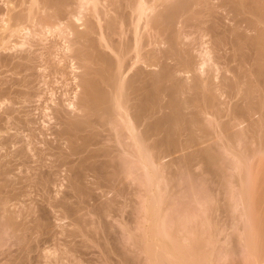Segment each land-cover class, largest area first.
<instances>
[{
  "label": "bare ground",
  "instance_id": "1",
  "mask_svg": "<svg viewBox=\"0 0 264 264\" xmlns=\"http://www.w3.org/2000/svg\"><path fill=\"white\" fill-rule=\"evenodd\" d=\"M1 77L9 83L4 79L6 84L0 81L4 83H0V106L2 103L10 104L5 114L0 111L1 122L7 124L11 119V122H14L13 116H18L16 113L21 109L17 104L26 107L33 103V107H38L42 101L38 109L34 107L33 110L31 106L36 116L41 112V119L33 116L30 110L25 112L27 108L30 109L29 106L25 108L26 110L23 109L25 114L21 112L25 115L23 119L19 117L22 120H16L25 122L27 127L25 131L37 133L36 137L41 134L43 140L33 138L34 134L33 136L27 132L25 134V131L22 134L24 128L21 127V132L19 130L18 134L16 131L15 134L7 130L10 135L6 132L5 139L9 135L7 139L16 145L14 151L12 144L8 140L4 141L9 144V149L12 148L11 152H7V156L10 154L6 156L7 160L13 156L16 162L15 164L12 160L16 168L12 163L9 167L7 162L10 163V159L2 164L0 162V212L1 215L3 214L2 218L6 219L1 223L4 224L3 228L6 223L11 229L9 231L6 226L9 233H6V228L2 233L7 235L13 232L12 236L7 235V237L10 236L14 240L16 236L14 243L16 249L18 248L15 254L11 253L16 257L12 259L8 257L10 264L90 263V258L84 259L86 256L77 254L81 236L78 239L76 235L82 233L79 232L80 226L77 223V213L80 212L75 206L76 201L72 200L77 197V205L78 201L85 205L78 196L86 193L89 196L92 193L90 183L105 186L101 188L107 187L111 189V193L112 191L115 193L116 198L117 193L122 198V193H125L122 192L124 191L122 186L126 183H123L126 178L122 177V174L125 175V172L126 176L134 175V179L137 178L139 181L141 173L144 172L145 176H149L147 181L148 185L151 183L149 187H157L155 180L160 181L161 175L167 169L169 171L173 164L179 165L185 162L186 166H190L196 162L200 167L199 164L202 165V161H205L209 164L213 162L216 166L218 163L216 161L222 156L223 161L230 159V162L228 161L230 164H226L229 167L224 169L218 167L224 170L221 172L226 175L225 173L231 170L239 176V191H236L233 197L234 195L239 197L238 202L244 207L241 208L244 213L240 219L244 218L243 221L247 224L250 220L248 225L252 229L247 225L249 234H254L255 239L258 236L263 239L264 188L259 189L260 192L256 195L253 194L259 183L264 180V0H0ZM39 109L42 111L36 112ZM22 114L20 116H23ZM18 121L15 122V126ZM38 121L43 126L49 122L47 124L50 127L46 126L50 130L48 136H46L47 129L46 131L42 129L46 133L45 136L44 132L41 133L39 127L42 124ZM9 122L8 124H11ZM22 123H19L20 126ZM210 123L211 125H208ZM35 127L40 131L39 135ZM35 139H37L36 143ZM4 142L3 144L6 145ZM209 142L213 144V148L212 145H208ZM215 148L221 151L220 156L218 155L220 151L217 150V153ZM186 149L188 152L185 151ZM5 155L2 158H5ZM165 157H172L171 162L174 160V163H169L168 160L171 164L170 168L164 163L165 161H162L163 158L166 159ZM2 158L0 161L3 160ZM178 159L183 162L179 163ZM203 164L207 169L212 166ZM162 165L168 167L165 171L161 170V174L159 169L166 167ZM192 165L190 168L196 169L195 164ZM218 168L211 167V170L214 169L215 176L218 173L219 177L222 174ZM207 169H204L205 172L211 173L206 171ZM62 172H65L64 179L68 180L67 190L63 194L64 197L61 199L60 195L58 200L56 193L53 192L58 191L55 190L56 186L62 185L59 183L62 182L60 181ZM134 173L140 176L135 177ZM164 176L167 178L166 174ZM120 180L122 183H119ZM142 181L144 183V179ZM261 183L263 184L264 181ZM28 187L32 188L30 190L32 194L37 193V189L48 196L45 198L46 201L41 199L39 202V197L42 195L37 194L38 197L35 198V200L39 199L36 200L38 204L35 202L37 206L32 207L33 203L25 206L24 203L29 205L28 202L26 203V200L22 202L19 198H22L20 195L26 194L28 197L26 199L29 200ZM33 188L35 191H32ZM107 188L104 191H107ZM136 189V193L139 192L137 187ZM100 191L101 194L102 190ZM110 191L105 192L106 195L109 196ZM51 193L54 196H51ZM114 193L112 194L114 200L108 196L106 199L105 194L102 193L99 204L93 202L96 200V190L93 193L95 197L92 198L93 200L89 199L90 196L86 197L89 200L85 201L89 203L92 201L94 207L96 205L98 208L93 213L98 216L99 212L102 217L99 216L101 218L99 222H103V217L107 219L105 222L108 221L107 217H110L111 211L114 216L112 210L115 208L114 201H117L116 206L123 200L115 199ZM102 195L105 201L101 200ZM149 195L155 198L154 192ZM159 198L157 201H161ZM14 199H17V202L13 201ZM155 200L148 201L154 204ZM157 201L155 203L157 214L152 212L154 205L149 206L151 210H148L153 214L146 213L149 216L154 215L149 217L150 220L155 215L163 218L162 215L165 214L161 215V208L158 209L159 211L156 210L157 203L163 204ZM18 205H21L20 210L27 207L26 213L23 212L21 215L22 210L17 215ZM80 205L82 207V204ZM90 205L87 207H91ZM15 206H18L17 211L16 208L14 209ZM59 207H62L61 210ZM87 207H84V210L85 208L87 210ZM92 208L90 209L93 210ZM90 209L88 208L89 213ZM59 211H64L65 218L68 217V220L71 219L79 226L77 230L68 227L69 237L74 235L77 240L74 236L73 239H69L68 235L66 236L68 239L62 238L65 233V230L62 232L63 228L61 231L59 229L56 231L57 227L62 226L58 222L61 220ZM89 213L88 217L90 214L95 216L92 212ZM118 214L120 215L119 212ZM52 216L57 219L55 220L57 223H52ZM93 220L92 222L96 223L93 226H98V220L96 218ZM164 220L150 224L151 227L148 224L150 229H146L149 232L144 233L147 234L146 249L152 250L153 253L151 258L155 257L154 259L157 258L158 261L163 259L160 264H165L164 260L169 264H192L193 261H187L186 255L179 254L178 245L180 246L185 238L181 243L176 240V232H173L176 234L173 236L172 228H166L167 223L165 222L164 225ZM86 222L90 223L87 220ZM110 222L112 224L114 221ZM74 223L70 224L74 225ZM79 224L80 230L86 228V233L89 232L90 228L88 230L84 223ZM100 226H98L99 230ZM94 228L97 230L96 227ZM93 229L91 228L92 231ZM140 230L139 228L138 231ZM60 232L63 233L61 239H65L67 244L62 242L64 249L59 248L54 256L50 251L49 255L50 247L45 244L52 240L56 241L62 235ZM86 233L83 232L84 242ZM100 234L98 232L96 236ZM1 237L0 239H3ZM253 237L250 239H254ZM9 238L8 240L11 239ZM61 239L59 238L60 241ZM93 239H90L88 244L96 242L99 245L101 242L100 250L103 249L102 252L107 254L110 247L117 248L119 244L111 246L117 240H113L115 241L113 243L111 238V243L107 240L110 238H107L106 241L110 246L108 247L105 246L107 245L105 241L99 239L98 243L95 238ZM174 241L177 242V247ZM62 243L59 245L63 246ZM101 244L107 248V251ZM262 244L264 245V241ZM263 245L260 251L255 249L254 252L253 249L250 253V256L256 258L254 261L257 264L264 261ZM79 246H83L82 241ZM187 246H182L180 250ZM110 249L112 253L113 248ZM85 254L87 255V252ZM116 254L117 264L122 259L125 260L123 257H127L123 253L124 256H119L117 252ZM115 257L110 259L113 261ZM118 257L120 259H117ZM126 260L122 263L131 264ZM155 261L157 260H154L153 264ZM158 261L156 264L159 263Z\"/></svg>",
  "mask_w": 264,
  "mask_h": 264
},
{
  "label": "rangeland",
  "instance_id": "2",
  "mask_svg": "<svg viewBox=\"0 0 264 264\" xmlns=\"http://www.w3.org/2000/svg\"><path fill=\"white\" fill-rule=\"evenodd\" d=\"M1 80L0 81H3L4 83H5V78H3V77H1L0 78ZM5 81H4V80ZM2 82V83H3ZM1 83V82H0ZM1 83V84H2ZM3 83V84H4ZM6 83H9V81L7 80L6 81ZM5 83V84H6ZM1 99V98H0ZM43 99H45V98H43ZM42 101H40V103H41ZM43 102H45L44 100H43ZM35 103V102H34ZM38 103V102H37ZM39 103V105H40V107H41V104ZM46 103V102H45ZM6 104H8V103H6ZM12 104V103H11ZM33 103H31V105H27L26 107L25 106H23L22 107V105H20V104H17L18 106V108H19V106H21L19 109H20V112H17L16 114H18V116L16 115V116H13L14 118H13V120H14V122L12 123L11 122V120H10V122H11V124H8V122L9 121H7V124L3 121V122H1L0 123V145H1V147H0V158H2V156L3 155H5V158H2L1 160L2 161H0L1 162V164L2 163H4V161L6 160V161H8L9 159H10V163L9 162H7L8 164H9V167L11 166L10 164L12 163V165H13V162H12V160H13V156H11L8 160H7V157L10 155V154H8V156H7V152H11L12 150H10V149H12L11 147H13V151L15 150V146L16 145H13V143H11V141L9 140V139H7L8 137H9V135L13 132V133H15V131H16V133L18 134V133H20L21 132V130H20V128L22 127V128H24V130L22 129V134H23V131H25V130H27L26 128V124H24V123H22V122H19V121H21L22 119H23V117L25 116L24 114V110L23 109H25V108H27V107H29L30 106V109H28L27 108V110L25 111L26 113H27V111H29L30 110V112L32 111V113H33V116L36 114V113H34L33 112V110H35V109H38L39 108V105L38 104H36V105H38V107H36V106H34L35 107V109H34V107H33V105H32ZM1 105V104H0ZM10 104H8V105H5V104H3L2 103V106H0V111L2 112V114H5L4 112H6V109L8 108V106H9ZM33 108H32V107ZM3 107V108H2ZM33 110H32V109ZM41 109V108H40ZM36 110V112H40V111H42V110ZM1 112H0V114H1ZM24 113V114H22V113ZM19 113H21L23 116H20L19 115ZM41 113V112H40ZM39 113V115H40V117H39V115L38 116H36V117H38V118H42L41 117V114ZM31 114V113H30ZM32 116V115H31ZM32 116V117H33ZM18 117V118H17ZM19 117H22V119L20 118L19 119ZM38 118H36L37 120H38ZM16 119H19V121L18 120H16ZM34 119H35V117H34ZM39 119V120H40ZM16 120V121H15ZM36 120V121H37ZM43 120V119H42ZM19 122V123H22L21 125L22 126H20V124L19 123H17L19 126H17V124H16V126H15V122ZM41 121V120H40ZM9 122V123H10ZM39 122V121H38ZM37 122V123H38ZM43 122V121H42ZM3 123V124H2ZM39 123H41V122H39ZM44 123V122H43ZM47 123H49V122H47ZM47 123H45L46 124V126H49ZM42 124V123H41ZM44 124V125H45ZM9 125V126H8ZM23 125H25L24 127H23ZM208 125H211V123L210 124H208ZM4 126V127H3ZM14 126V127H13ZM35 126H36V123H35ZM40 126V124L39 125H37V128ZM46 126H43V124H42V126H40L41 127V129H40V127H39V130L40 131H42L41 133H43L44 131L43 130H45L46 131V129L48 130V132L46 131V133H47V135H46V133L44 134L43 133V135L45 136H48V134H49V132H50V130H49V128H46ZM45 129H44V128ZM50 127V126H49ZM6 129V131H5V129ZM12 128V129H11ZM3 129V130H2ZM29 129V128H28ZM35 129H36V127H35ZM43 129V130H42ZM7 130H9V131H11V133L8 131L7 132ZM18 130V131H17ZM19 130H20V132H19ZM37 130L38 129H36V132H37ZM38 130V135H39V131ZM29 131L30 130H28V132L27 131H25L24 133L26 134V132L28 133V134H31L32 136H33V134H32V132L30 131V133H29ZM9 133V135H7V137H6V139H5V136H6V134L7 133ZM35 132V133H36ZM5 133V134H4ZM15 133V134H16ZM22 134H19V135H22ZM24 134V135H25ZM37 134V133H36ZM36 134H34L35 135V137H33V138H42V140H43V136L40 134V136H38V137H36L37 135ZM23 135V136H24ZM22 136V137H23ZM4 137V139H2ZM45 138V137H44ZM2 139V140H1ZM5 140H8V142H10L11 144H12V146H11V144H10V149L8 148V145L9 144H7V141L6 142H4ZM37 139H35V143L37 142L36 141ZM40 140V139H39ZM41 141V140H40ZM3 142L4 143H6V145L5 144H3ZM39 142V141H38ZM210 143V142H209ZM208 143V145H212L211 147L213 148L214 146H213V144L212 143H210L209 144ZM3 144V145H2ZM216 145V144H215ZM3 147V148H2ZM5 147V148H4ZM216 147V146H215ZM10 150V151H9ZM188 150L190 151V148H188ZM188 150L186 149L185 151H187L188 152ZM215 150L217 151V150H219V149H217V148H215ZM5 151V152H4ZM220 151V150H219ZM4 153V154H3ZM217 153H218V151H217ZM219 154H222L221 153V151L218 153V155ZM11 155H13V154H11ZM179 155V153H177V156ZM7 156V157H6ZM173 156H175V155H173ZM176 156V157H177ZM220 156V155H219ZM222 156V155H221ZM175 157V158H176ZM166 159L165 160H163L162 158V161H165L164 163L166 164H168V166L169 165H171V164H169L170 162H171V160L170 159H172V157H165ZM175 158H173V159H175ZM223 159V156L221 157V161L220 160H218V161H216V163H217V165L215 166L214 164L215 163H213V162H210V163H212V164H209V163H207V162H205V161H202L203 163H205V166H207V164H209V166L210 165H212V166H210V169H207L206 167L204 168L203 167V163H202V165L201 164H199L200 163V161L198 162V160H195V161H197L198 162V164L200 165V167L199 166H197L196 165V162H194V163H192L193 165L195 164V167H196V169L195 170H193V168H192V170H191V168H190V166L192 165H190V166H186L187 164H185V162H183L182 160H180V159H178V160H175V161H178L179 163L180 162H183L182 164L180 163L179 165H172V168H170V166H169V168H170V170L169 171H173L172 173L171 172H169L168 171V169H167V165H164V166H166V167H164L163 165V167L165 168H163V169H161L160 167H158V168H160L159 169V171H160V173L162 174V172H161V170H163V171H165L166 169V171L161 175L162 177L161 178H159V180L160 181H156L155 180V182L154 181H152L153 183H155V185H157V187L156 186H154V187H149V186H151V183H149V185H148V182L147 181H149L148 179V177L149 176H145V174H143V173H141V175L142 176H140V174H139V176L141 177V179H140V181L139 180H137V178H135L134 179V175H127L129 178L127 179V176H126V172H125V175L124 174H122V177H124V178H126L125 179V181H123V183L124 182H126L125 183V185H123L122 186V188H124V191H122V192H125V193H122L123 195H122V198H120L121 196H119L118 195V193H117V198H116V195H115V193L112 191V193H111V189L109 190L107 187V191H104V189L106 190V188H104V189H102L103 187H105V186H100V185H98V184H96V183H90L91 185H92V187H90V188H92V193H90L89 194V196H90V198H89V196H88V193H86V194H82V195H84L83 197V199H82V195H80V196H78V197H80L81 199H80V201L82 200V202H85L84 204L85 205H83V203H81V202H79L78 201V205H77V197H74L75 198V200L72 198V200L73 201H76V202H74V203H76L75 204V206H77L76 208H77V210H78V212H80V213H77V217H78V221H77V223H78V225L81 227V225L79 224V223H84L83 225L85 226V227H88L87 229L89 230V228H90V230H89V232L88 233H90V234H88V233H86V228H85V230H80V227L78 226V225H76V223H74L73 221H71V219H69L68 220V217L67 218H65L66 217V215L64 214V211H59V213L58 214H60L59 215V217H61V220H58V222L60 223V224H62V226H59V227H57L56 228V231L59 229L60 231L62 230V228H63V231L62 232H64V230H65V233H64V236H63V233H59V238L61 239V237L62 238H65V239H68L67 237H69V232H70V229H68V227L70 228H72V230H75L77 227H79V232L80 233H82V234H79V233H77V235L76 236H78V239H79V237H80V243H79V245L81 244V241H82V247L81 246H79L78 245V250L79 251H77V254H81L83 257H85L84 259H92V261L89 259V261H90V263H88L86 260V262L88 263V264H91V262H93L94 263V261H95V263L94 264H100V263H102V264H108V262H109V264L111 263V262H113V261H115V263H116V252L119 254V256H121V255H127V257L125 256V257H123L125 260L126 259H128L129 260V262H128V260H126L128 263H133V264H153V261L154 260H157L158 261V259L156 258V259H154V258H151V256H153V253H152V250H148V249H146V245H145V243H146V236H147V234H148V232L149 231H147V229H150V228H148V226L151 224L152 225V223L154 224L155 222H162L161 220H164V218H165V220H164V225L166 224V228H172V235L173 236H175L176 234L178 235H176V240H179L180 241V243L184 240V238H185V240H184V242L182 243V244H180V246L178 245V249H179V254H180V256L181 255H183V256H185L186 255V259H187V261L189 260V262H192V264H252V263H254L255 261V259L256 258H253L254 256H250V253H252L253 251V249H254V252H255V249H257V250H261L262 248V243H263V239H264V236L262 237L263 239H261L259 236L258 237H256V239L253 237V235L251 234H249V229H247L248 228V224L251 222L250 220H248L247 222H248V224L247 223H244V221H243V219H240L241 217H242V214L244 213L243 211H242V209L241 208H244V207H242V203L241 202H238L239 201V197H237L236 195H234V197H233V194H235L236 193V191H239V187H240V181L238 180L239 178V176L237 175V174H234L233 173V171H229V172H227V173H225L226 175H224L222 172H221V170H223L224 169V167H229L228 165L230 164L229 162H230V159H227V160H222ZM168 160H169V163H168ZM5 161V162H6ZM14 161V160H13ZM226 161L228 162V163H226ZM160 162V164H163V163H161V161H159ZM172 162L174 163V160H172ZM171 162V163H172ZM224 163L223 165L224 166H222V164H220V163ZM14 163L16 164V162L14 161ZM207 163V164H206ZM0 164V165H1ZM219 164V165H218ZM226 164H228V165H226ZM192 165V166H193ZM221 165V166H220ZM14 167H15V165H13ZM12 166V167H13ZM174 166V167H173ZM176 166V167H175ZM186 166V167H185ZM208 166V167H209ZM215 166V167H214ZM188 167H189V170H188ZM211 167L212 168H222L223 167V169H219V171L221 172V176H219L218 177V173H217V176H215V174H214V169H212L211 170ZM16 168V167H15ZM14 168V169H15ZM176 168H178V169H175ZM179 168H181V169H179ZM187 168V169H186ZM204 169H207L206 171H211V173L210 172H205V170ZM227 169V168H226ZM180 170V171H179ZM181 170H182V172H181ZM184 170H185V173H184ZM217 170V169H216ZM18 171V170H17ZM188 173H187V172ZM224 171V170H223ZM166 172H168V173H170L169 175L166 173ZM178 174H177V173ZM190 172H192V173H190ZM219 172V173H220ZM65 172H62V175H60L61 177H62V179H61V177H59L61 180L60 181H62V182H59V183H61L62 185H58V186H56L55 187V190L56 189H58V191L57 192H53V193H56L55 195L57 196V199H58V197L60 196L61 197V199H62V197H64L63 196V194H64V192L66 193V190H67V188H66V184H67V182H68V180L66 181L64 178V176L65 175H63ZM159 173V174H160ZM177 175H176V174ZM187 173V174H186ZM231 173V174H230ZM232 173H233V175H232ZM60 173H58V175H59ZM128 174V173H127ZM135 174V177H139V176H136L137 175V173H134ZM166 174V176H167V178L164 176ZM172 174V175H171ZM209 174V175H208ZM232 175V177L230 176V175ZM120 176H121V174H120ZM132 176V177H131ZM147 177L146 179H145V177ZM170 176V177H169ZM223 176V177H222ZM225 176V177H224ZM237 176V177H236ZM122 177H120V178H122ZM142 177H144V178H142ZM221 177V178H220ZM132 178H133V181H132ZM123 179V178H122ZM142 179H144V183H143V181H142ZM155 179V178H154ZM156 179H157V177H156ZM124 180V179H123ZM238 180V181H237ZM121 181V180H120ZM119 181V183H122V181L120 182ZM130 181V182H129ZM262 181H264V180H262ZM261 181V182H262ZM134 182V183H133ZM141 182V183H140ZM161 182V183H160ZM259 183V185H258V187H257V189H256V191H255V193L253 194V195H256L257 193H259L260 192V190H262V188H264L263 186V184L262 183ZM136 183V184H135ZM152 183V185H154ZM64 184V185H63ZM238 184V185H237ZM95 185L97 186L96 188H95ZM138 185V186H137ZM147 185V186H146ZM237 186V187H236ZM102 187V188H101ZM136 187L138 188V191L139 192H137L136 193V191H137V189H136ZM155 187H156V189H155ZM159 187V188H158ZM234 187H236V188H234ZM60 188V189H59ZM62 188V189H61ZM93 188H95V190H96V195L98 196H95L96 197V200H93L92 198H95L94 197V195H93V193L95 192V190L93 189ZM147 188V189H146ZM153 188V189H152ZM32 188H30V187H28V190H29V194H27V195H29V200L31 201V203H30V201L28 200L27 201V199H28V197L26 196V194H22V195H20V196H22V198H19V199H21L22 200V202L23 201H25L27 204H29V205H26L25 203H24V205L25 206H30V204H32L31 206L32 207H34V206H37L36 204H35V202H36V200H35V198H36V196H37V194L39 195H42V196H40L39 198H40V200H39V202L41 201V199L42 200H45V198L46 197H48V196H46L44 193H42L41 191H38L37 189H36V192L37 193H33L32 194V192L30 191ZM63 189H64V191H63ZM150 189V190H149ZM155 189V190H154ZM260 189V190H259ZM17 190H19V189H17ZM98 190V191H97ZM100 190H102V193H104L105 194V198L106 199H108L107 198V196L108 195H106V193L105 192H109L110 191V193H109V196L108 197H110V198H113V200H114V196L112 197V194L114 193V195H115V199H117V200H119V198L122 200V201H120V204H117L116 206H117V209H116V206H115V204H116V200L114 201L115 203H113V206L115 207H113L114 209H112V210H114V213H115V215L113 216L112 215V211L109 213L110 214V217H107V218H109V220L108 221H106V222H108V223H106L105 222V220H107L106 219V217H103V222H105V224H103V222L101 221V222H99L100 221V219L102 218L100 215H99V212H98V216H97V214H95V213H93V211L94 210H96L97 211V207H96V205H95V207H96V209H95V207H94V204H93V202L95 203V201L96 202H98V204L100 203V199L99 198H101L100 196H101V194H100ZM109 190V191H108ZM134 190V191H133ZM154 190V191H153ZM157 190H158V192H157ZM32 191H35V188H33V190ZM62 191H63V193H62ZM154 192L155 193V198L152 196L151 197V195H149V194H151L152 192ZM156 192H157V196H156ZM160 192V193H159ZM31 193V194H30ZM121 193H120V195H121ZM127 193V194H126ZM136 193V194H135ZM143 193V194H142ZM108 194V193H107ZM142 194V195H141ZM161 195V197L159 198V196ZM204 195V196H203ZM252 195V196H253ZM19 196V197H20ZM51 196H54V194L52 195V193H51ZM56 196H55V198H56ZM119 196V197H118ZM142 196V197H141ZM144 196V197H143ZM231 196H232V198H231ZM24 197V198H23ZM26 197H27V199H26ZM31 197H33V199H31ZM38 197V196H37ZM86 197H88L89 199H91V200H93V202H92V205H90V203H89V201L87 202V201H85V200H89V199H87ZM103 195H102V199L101 200H103V201H105L106 199H103ZM135 197V198H134ZM18 198V197H17ZM86 198V199H85ZM109 198V199H110ZM143 198V199H142ZM151 198H154L153 200L151 199ZM157 198V199H156ZM158 198H159V200H161V201H157L158 200ZM51 198H49V200H50ZM57 199H55V201L57 200ZM156 199V200H155ZM206 199V200H205ZM37 200V201H38ZM48 200V199H47ZM52 200H53V198H52ZM59 200V199H58ZM97 200H99V201H97ZM110 200H112V199H110ZM154 201L155 200V203H156V201L157 202H162L163 204H161V203H159V204H161V205H159L158 203H157V207H156V210H158V209H160L161 208V211L162 210H164L163 212H161L160 211V213H161V215H162V213L164 214V216L162 215V217L163 218H161L160 216H159V218H158V215H155V217H153V219H151L150 220V218L149 217H151V216H154V215H151V216H149V214L147 215L146 213H149L148 212V210H151L150 208H149V206H152V205H154V209L152 210V212L153 213H156L157 214V211H155V203L153 204H151V202H149V201ZM204 200H205V203H203L204 202ZM209 200H210V202H209ZM236 200V202H234ZM13 201H16L17 202V199H14ZM46 201V200H45ZM134 201V202H133ZM148 201V202H147ZM206 201H208V202H206ZM113 202V201H112ZM37 204H38V202H36ZM88 203V204H87ZM101 203H102V201H101ZM119 203V202H118ZM203 203V204H202ZM236 203V205H234ZM237 203H239V204H237ZM241 203V204H240ZM21 204H23V203H21ZM80 204H82V207H81V205ZM86 204H87V206L88 205H90L91 207H87L86 206ZM96 204V203H95ZM98 204H97V206H98ZM150 204V205H149ZM208 206V207H206V205ZM80 205V206H79ZM120 205V206H119ZM143 205V206H142ZM234 205V207H232ZM19 206V207H18ZM18 206H15L14 207V209L16 208V211H17V207L19 208L18 209V211L16 212L17 213V215H19L18 214V212L19 211H22L23 209H21L20 210V208H21V205H18ZM119 206V207H118ZM160 206V207H159ZM169 206V207H168ZM171 206V207H170ZM239 206V207H238ZM84 207H87V210H86V208H85V210H84ZM94 209H93V208ZM121 207V208H120ZM236 207H237V209H236ZM25 208H26V210H27V207H24V210L22 211V213L21 212H19V213H21V215L23 214V212L24 213H26L25 212ZM61 208L62 207H59V210H61ZM79 208H82V210H80ZM88 208L90 209V208H92L93 210H89L90 211V213L92 212L93 213V215L95 214V218L98 220L97 222H98V226H100L101 224L102 225H104L103 227H101L100 228V230L98 229L99 227L98 226H93V225H96V223H93L92 221H94L93 219H95L93 216H92V214H90L89 212H88ZM142 208V209H141ZM151 208H153V207H151ZM165 208V209H164ZM169 208V209H168ZM233 208V209H232ZM234 208H235V210H234ZM115 209H116V211H115ZM120 209H122V211L120 210ZM167 209V210H166ZM264 209V208H263ZM146 210H147V212H146ZM166 210V211H165ZM239 210V211H238ZM82 211V212H81ZM85 211H87V213H85ZM159 211V210H158ZM206 211L208 212V213H206ZM234 211V212H233ZM95 212V211H94ZM118 212L120 213V215L118 214ZM131 212V213H130ZM152 212H150V213H152ZM204 212V213H203ZM236 212V213H235ZM264 210H262V215L264 216ZM82 213H85V214H82ZM90 214V217H88L87 216V214ZM116 213H117V216H116ZM139 213V214H138ZM152 213V214H153ZM239 213H241V215L239 214ZM142 214V215H141ZM236 214H238V215H240L239 217H238V215H236ZM3 215V214H2ZM2 215H1V212H0V224H2L3 222H5V218L3 217L2 218ZM63 215H65L64 216V218H62L63 217ZM84 215V217H82ZM86 215V216H85ZM125 215V216H124ZM188 215V216H187ZM200 215V216H199ZM205 215V216H204ZM261 215V216H262ZM93 217V219H92V217ZM99 218H97V217ZM101 218H100V217ZM109 216V215H108ZM116 216V218H114ZM129 216V217H128ZM143 216V217H142ZM157 216V217H156ZM166 216V217H165ZM195 216V217H194ZM203 216V217H202ZM262 216V217H263ZM20 217H22V216H19V218ZM122 217V218H121ZM207 217V218H206ZM53 220H51L52 221V223H57V221H55V220H57L56 218H54L53 216L51 217ZM50 218V219H51ZM92 219V220H90V219ZM136 218V219H135ZM146 218V219H145ZM166 218H167V220H166ZM5 219V220H4ZM81 219H83V221H85V222H81L82 220ZM87 221H89L90 223H88V222H86V220ZM89 219V220H88ZM147 219H148V221H147ZM170 219V220H169ZM209 219V220H208ZM2 220H3V222H2ZM146 222H145V221ZM153 220V222H151L150 223V221H152ZM155 220H157V221H155ZM206 220H208V221H206ZM61 221V222H60ZM96 221V220H95ZM109 221H114V222H112V224H111V222L109 223ZM116 221V222H115ZM142 221H143V223H142ZM176 221V222H175ZM204 221H206V222H204ZM210 221V222H209ZM243 221V222H242ZM246 221V220H245ZM2 222V223H1ZM74 223V225H75V227H73L70 223ZM76 222V221H75ZM93 224H92V223ZM123 222H125V223H123ZM133 222V223H132ZM137 222V223H136ZM139 222V223H138ZM149 222V223H148ZM166 222V223H165ZM170 222V223H169ZM209 222V223H208ZM69 223V224H68ZM128 223V224H127ZM172 223V224H171ZM121 224V225H120ZM124 224V225H123ZM130 224V225H129ZM149 224V225H148ZM169 224V226H167ZM171 224V225H170ZM4 224H2V225H0V235L2 236H0L1 238H3V239H0V264H10V258L12 259L13 257H16L15 255L14 256H12V254H15L14 252H16V250H18V248L16 249V243H14L15 242V239H16V236L15 235H13V236H15V238H14V240H12V238L10 237V236H12V234H13V232H11L12 234H7V235H10V236H8L7 237V235H5L4 233H2L3 231L5 232V228H6V226L8 225V224H6L5 223V228H3L2 226H3ZM91 225V227H89ZM106 225V226H105ZM114 225V226H113ZM137 225H139L138 226V228L136 229V227H137ZM151 225L149 226V227H151ZM248 225V226H247ZM128 226V227H127ZM132 226V227H131ZM179 226V227H178ZM251 226H253L252 225V223H251ZM8 227V226H7ZM94 227H96V229L97 230H95V228ZM105 227V228H104ZM122 227V228H121ZM131 227V228H130ZM250 227V226H249ZM3 228V229H2ZM9 228V227H8ZM91 228L94 230V231H92L91 230ZM141 229L140 231H138V229ZM147 228V229H146ZM2 229V230H1ZM82 229H84L83 227H82ZM104 229V230H103ZM136 229V230H135ZM176 229V231H174ZM180 230V232H179V230ZM250 229H252V227H250ZM6 233L8 232V229L6 228ZM11 229L9 228V231H10ZM58 230V231H59ZM77 230V229H76ZM87 230V231H88ZM116 230V231H115ZM135 230V231H134ZM146 230V231H145ZM177 230H178V233H177ZM69 231V232H68ZM84 233H86L87 234V236H86V234H85V242L83 241V232ZM99 232V234H100V236L98 235V236H96L97 234H98V232ZM111 231V232H110ZM93 232H96L97 234L95 235ZM115 232V233H114ZM120 232V233H119ZM122 232H124V233H122ZM132 232V233H131ZM139 232V233H138ZM147 232V234H144V233H146ZM173 232L175 233L176 232V234H173ZM9 233V232H8ZM92 233V234H91ZM142 235H141V234ZM111 234V235H110ZM121 234V235H120ZM129 234V235H128ZM137 234V235H136ZM180 234V235H179ZM68 235V236H67ZM91 237H89V236ZM92 235H95V236H92ZM67 236V237H66ZM74 236V235H73ZM73 236L72 237H69V239H73ZM131 236V237H130ZM141 236V237H140ZM180 236V237H179ZM256 236V235H255ZM7 237V238H6ZM11 239H10V238ZM75 237V236H74ZM87 237H89L91 240L93 239V238H95V240H97V242L99 243L100 241H102V242H104L105 244H107V245H105V246H108V242L106 241V239L107 238H110V239H107V240H110V242H111V238H112V241L113 240H117V242H115V241H113V245H111V243H110V245L111 246H116L115 244L117 243H119L116 247L117 248H114V247H110V246H108V247H110V248H113V251H112V253H111V249L109 250L108 249V254H110V255H108L107 254V252H102L103 251V249H102V251L100 250L101 249V246H100V243H99V245L96 243V242H94V243H92V244H88V241L90 240L89 238V240L87 239ZM106 237V238H105ZM113 237H114V239H113ZM117 237V238H116ZM137 237L139 238L138 240H137ZM143 237V238H142ZM251 237H253L254 239H250ZM8 238L10 239V240H8ZM59 238L58 239H56V241L55 240H52V241H50V242H48L47 244H45V246H48V250H49V255H50V251H51V255L53 254V256L55 255L54 253H58V249L60 248V250L63 248V247H65L64 246V244L66 245L67 243H66V240L65 239H61V241L59 240ZM76 238V237H75ZM97 238V239H96ZM116 238V239H115ZM123 238V239H122ZM181 238V239H180ZM186 238H188V240L186 239ZM6 239V240H5ZM99 239H100V241H99ZM119 239V240H118ZM131 239V240H130ZM141 239V240H140ZM4 240H5V242H4ZM76 240H77V238H76ZM78 240V241H79ZM90 240V241H91ZM123 240V241H122ZM141 242H140V241ZM143 240V241H142ZM175 240V241H176ZM187 240V241H186ZM263 240V241H262ZM6 241H8V242H6ZM78 241H76L77 243H78ZM93 241H94V239H93ZM92 241V242H93ZM174 241V242H175ZM56 242H57V244H56ZM62 242H65L64 244H63V246L62 245H59V244H61ZM87 242V243H86ZM107 242V243H106ZM138 242H140V244L138 243ZM143 242V243H142ZM189 245V246H187V244ZM248 242V243H247ZM12 243V244H11ZM90 243V242H89ZM133 243H135V244H133ZM3 244V245H2ZM54 244V245H53ZM85 244V245H84ZM95 244V245H94ZM141 244H142V247H144V249L141 247ZM174 244H176L175 246L177 247V242H175ZM178 244H179V242H178ZM184 244V245H183ZM262 244V245H261ZM10 245H12V246H9ZM57 245V246H56ZM90 245H91V247H90ZM98 245V246H97ZM102 245V244H101ZM127 245H129V246H127ZM187 246L186 248L184 247V249H181L180 250V248H182V246ZM9 248H8V247ZM54 246H56V247H54ZM93 246V247H92ZM103 246V245H102ZM18 247V246H17ZM68 247V246H67ZM90 247V248H89ZM135 247V248H134ZM189 247V248H188ZM254 247V248H253ZM263 247H264V245H263ZM103 248H104V246H103ZM123 248V249H122ZM3 249H5V250H3ZM7 249V250H6ZM9 249V250H8ZM15 251H14V250ZM64 249V248H63ZM65 249H67V248H65ZM88 249V250H87ZM90 249V250H89ZM96 249V250H95ZM104 249H106L105 251H107V248L105 247ZM129 249V250H128ZM136 249V250H135ZM11 250V251H10ZM116 250V251H115ZM121 250V251H120ZM259 250V251H260ZM54 251V252H53ZM83 251H85V252H87V255L85 254V252H83ZM90 251V252H89ZM119 251V252H118ZM129 251V252H128ZM133 251H134V253H133ZM135 251H137L138 252V254H137V252H135ZM79 252V253H78ZM103 253L102 255H101V253ZM123 254H122V253ZM127 252H128V254H127ZM150 254H149V253ZM258 252V251H257ZM5 253V254H4ZM12 253V254H11ZM83 253H84V255H83ZM89 253V254H88ZM90 253H92V255L90 254ZM99 253V254H98ZM116 254V255H115ZM3 255H6V256H3ZM9 255H11V256H9ZM103 255H106V256H103ZM108 255V256H107ZM123 255V256H124ZM90 256V257H89ZM116 256V257H115ZM178 256V255H177ZM182 256V257H183ZM247 256V257H246ZM8 257H10V258H8V260H7V258ZM82 257V258H83ZM103 257V258H102ZM104 257H106V258H108L109 259V261H108V259H106L105 260V258ZM110 257L112 258V257H115V260L113 259V261L110 259ZM250 257V258H249ZM252 257V258H251ZM6 260H5V259ZM81 258V259H82ZM102 258V259H101ZM129 258H131V259H129ZM246 258V259H245ZM95 259V260H94ZM104 259V260H103ZM117 259H120V257H118ZM122 259V258H121ZM245 259V260H244ZM252 259V260H251ZM94 260V261H93ZM124 260V261H125ZM247 260H248V262H247ZM120 261V260H119ZM124 261H123V259H122V261H120L119 263L120 264H123L124 263ZM157 261H155V263L154 264H156V262ZM162 261H163V259H162ZM162 261H158L159 263L158 264H160ZM173 261H174V258H173ZM9 262V263H8ZM82 262H84V260L82 259ZM123 262V263H122ZM136 262V263H135ZM166 262H167V264H169L168 263V261H166V260H164V263L166 264ZM258 262H260V261H258ZM87 263H85V264H87ZM92 263V264H93ZM114 262H113V264H115ZM118 263V264H119ZM256 263V262H255ZM254 263V264H255ZM112 264V263H111ZM117 264V263H116ZM171 264V263H170ZM257 264V263H256ZM260 264H264V261L263 262H261Z\"/></svg>",
  "mask_w": 264,
  "mask_h": 264
}]
</instances>
